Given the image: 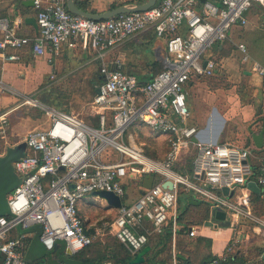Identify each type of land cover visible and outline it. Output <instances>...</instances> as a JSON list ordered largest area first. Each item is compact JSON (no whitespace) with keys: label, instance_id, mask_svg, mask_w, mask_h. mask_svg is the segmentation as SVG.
Here are the masks:
<instances>
[{"label":"built area","instance_id":"obj_1","mask_svg":"<svg viewBox=\"0 0 264 264\" xmlns=\"http://www.w3.org/2000/svg\"><path fill=\"white\" fill-rule=\"evenodd\" d=\"M66 1L35 0L39 27L35 36L22 35L16 25L0 19V49L23 51L31 46L35 55L46 49L59 55L64 46L76 48L88 42L100 61L101 77L100 93L89 103L92 121L17 92L48 119L44 127L27 132L26 154L13 163L23 180L7 197L11 215L0 216L3 264H32L24 257V235L11 236L18 224L22 228L41 225L40 239L49 250L58 240L65 241L73 253L92 244L94 236L86 233L89 226L81 202L91 196L95 204L114 208L106 198L92 196L95 190L122 198L109 227L132 257L148 243L151 233H161L168 224L176 239L180 187L221 208L236 222L251 221L264 236V215L253 211L248 187L255 181L264 189V157L255 167L249 147L202 139L201 130L188 123L185 91L191 76L212 75L216 62L210 59L205 64L203 56L214 44L224 42L234 25H246V13L256 2L264 5V0H157L144 11L103 20L70 12ZM147 29L166 41V52L164 68L143 82L124 70L119 60L110 63L106 57ZM239 47L246 51L245 44ZM6 58L19 60L21 54L9 53ZM139 122L168 137L170 147L164 158L148 154L135 141L130 128ZM109 149L113 152L107 154ZM190 150L189 168L181 171L179 165ZM146 174L155 175L151 188L143 186ZM133 184L139 193L131 199L128 190ZM224 187L229 189L227 194ZM173 254L174 264H179ZM220 259L206 264H220Z\"/></svg>","mask_w":264,"mask_h":264},{"label":"crops","instance_id":"obj_2","mask_svg":"<svg viewBox=\"0 0 264 264\" xmlns=\"http://www.w3.org/2000/svg\"><path fill=\"white\" fill-rule=\"evenodd\" d=\"M23 1L0 0V19H7L9 24L16 25L18 32L22 35L35 36L39 33V27L36 29L26 22V18L28 16L36 18L37 10L35 6L23 4ZM125 1L87 0V3L90 9L95 10V13H100L113 8V5L123 4ZM246 17L248 19L246 25L241 23L234 25L228 38L224 42L214 44L203 56L204 62L210 59L216 62L212 75L191 76L185 86V91L189 112L188 123L201 130V138L206 141L212 138L219 143L249 147L252 151V162L257 167L260 159L264 157V145L262 148L255 146L248 128L252 126L253 131L259 132L264 127V5L254 3L246 13ZM1 36L2 32H0ZM242 43L245 44L246 51L239 47ZM29 47L31 46H26L22 52H19L21 54L19 60L6 58L9 53H18V50L0 49V83L14 90V94H1L0 90V107L5 109L0 113V119L8 116L20 106L18 103L20 95H17V92L36 98L39 90L45 88L47 92L52 91L50 88L56 85L61 87L69 85V88L99 85L101 81L100 61L96 59V53L88 42L76 48L64 46L59 55L52 54L47 49L43 54L35 55L33 51L28 50ZM165 52L166 41L158 38L153 30L147 29L131 36L111 50L107 54L106 61L115 63L119 60L124 70L147 82L164 68ZM43 103L57 107L51 102ZM57 108L63 109L62 107ZM45 119H48L47 115ZM17 142L19 140L8 142L7 145ZM133 187L131 186L133 192L138 194L137 185L133 184ZM260 188V192L250 189V198L252 193L264 196V189ZM135 196L130 195V198ZM93 200L91 196L86 197L81 202L80 208L84 205L87 207L95 205ZM250 205L252 207L251 201ZM178 207L177 203V209ZM192 210L195 212L196 208ZM217 212L216 208L210 206L209 216L203 223L190 225L189 233L192 229V237L200 236L210 239L212 254L222 259L225 258V260L227 259L226 250L230 248V244L242 250L238 253L243 255L245 261L232 260L224 264H261V256H256L258 248L264 251V236L260 229L253 228V223L248 220L236 222L235 218L227 215L224 210L225 218L217 219ZM84 218L89 227H94L88 228L89 234L94 236V241L90 249L83 252L78 251L81 256L93 258L97 252H103L105 244H108L113 237L119 240L108 226V222L95 218L89 219L86 216ZM182 226L179 223V228ZM30 227L24 233L18 231V235H24V257L29 262L32 264L43 261L50 264H81L77 261V253L69 250L65 241L58 240L57 247L49 250L40 239L41 225L36 224ZM155 234L159 233H151V243H147L152 247L150 254L154 251L157 236ZM18 235L15 232L11 233L13 237ZM174 251L177 256L185 254L179 248L177 237L175 240L171 239L168 249L157 258L164 259L166 264H174ZM107 262L112 263L109 260L104 261L103 264ZM0 264H3L1 253Z\"/></svg>","mask_w":264,"mask_h":264},{"label":"trees","instance_id":"obj_3","mask_svg":"<svg viewBox=\"0 0 264 264\" xmlns=\"http://www.w3.org/2000/svg\"><path fill=\"white\" fill-rule=\"evenodd\" d=\"M75 1L79 8L83 9L86 12L95 13V10H92L89 8L87 0H75ZM144 1L145 0H126L124 3H132V2L134 3V2H144ZM214 1H217V0H214ZM115 6L116 5H113V7ZM180 33L181 34L184 33V28L180 29ZM28 50L32 51V48L29 47ZM19 52H22V50H19L18 53ZM96 86H93L92 88L93 97L96 95V91H95ZM58 98L63 99L65 98V95H60ZM40 100L46 103L56 102L57 107L63 106V101L59 99H55L51 101L49 98L48 100L47 98H45L44 100L42 99ZM2 110H3V107H0V111ZM64 110H70V109H64ZM140 127L149 128L144 123L139 122V123H135L130 128V131L135 128H140ZM133 135L135 137L134 133ZM167 142L169 145L168 139H167ZM147 153L155 157L153 153H150V152H147ZM191 156H192V151L190 150L179 165L181 171H184L185 167L189 168V160L191 159ZM253 165L255 166V164ZM251 196H252L251 202H252L253 211L258 215H264V196L257 194V193H252ZM178 206H179L178 207V222L180 223L181 226L182 225L183 226L182 228H179L177 232V242H178L180 250L185 253L184 255L181 254L178 256L179 264H206L210 259L216 258V256L213 255L211 252L210 239L205 238V237H200V236L193 238L192 235L189 233V226L192 224L203 223L204 220H206L209 216L210 205L209 203L202 201L199 198H196V196L193 195L192 192H187L183 188L180 187L179 193H178ZM194 207L196 208L195 212L192 210V208ZM146 224H148V222H146ZM14 232L18 235L17 229H15ZM155 235L157 236L155 237L156 243L154 244V249H153L154 251H152L151 254L148 253L146 255V261L143 264H166L164 259H158L157 257L158 255L163 253L166 249H168L169 243L171 242L172 232H171L170 224H168L167 227H164L161 233L155 234ZM149 242L151 243V236L149 238L148 243ZM58 243L59 242L55 244L54 248L57 247ZM92 244L84 247L82 250H79V251L83 252V251L90 249ZM238 251L242 252V250H239L237 246H235L234 244H230V248L226 250L225 257L227 259L225 260V258L224 259L221 258L220 264H224L225 262L232 261V260H238V261L244 260L245 261V259H243V255L241 253H238ZM263 252H264L263 249L258 248L256 256L257 257L261 256ZM76 253H77L76 255L78 256L77 261L80 262L81 264H103L104 261H109V260L112 261L113 264H128L129 260L132 258V254L129 251V249L120 240L114 237L108 244H105V249L103 250V252L101 251L97 252L96 256H94L93 258H86V257L81 256V254H79L78 252ZM192 255L193 256L195 255V258H192L191 257ZM260 263L264 264V260L260 259Z\"/></svg>","mask_w":264,"mask_h":264},{"label":"rangeland","instance_id":"obj_4","mask_svg":"<svg viewBox=\"0 0 264 264\" xmlns=\"http://www.w3.org/2000/svg\"><path fill=\"white\" fill-rule=\"evenodd\" d=\"M76 76L80 75L76 74ZM60 87V85L51 87L50 90L52 91L48 92L45 90V88L39 90V92L36 94V98H38L39 101H41L40 98L42 100H44L45 98H47L48 100L49 98L51 101L59 99L63 101L62 108L70 109L79 114L85 120L92 121L93 117H90V114H92V112L89 107V103L93 98V86L87 88H69V85L61 88ZM71 89L74 91H72ZM0 90L1 94H14L13 89L8 86H4L1 83ZM60 95H65V98H58ZM19 97L18 103L20 106H18V109L12 111L8 116H3V119H0V153L5 152V147L8 142H14L16 140H19V142L23 141L30 129L45 126L47 122V120L45 119L46 114L40 107L26 104L24 103V99L21 96ZM52 104L56 105V102ZM2 111H0V113H2ZM4 130L5 132H3ZM131 132L135 134V141L138 144L142 145L147 152L153 153L155 157L163 158L167 154L170 145H168L166 136H163L162 134H155L150 128L147 127L135 128L131 130ZM111 151L112 150L109 149L106 153L110 154ZM131 190H128L129 195L135 196L137 192H133V190ZM81 214L84 217L86 216V218H95L106 223L108 222L110 224L113 221L116 213L114 208L95 204L88 207L87 205L82 206ZM191 257L195 258V255H192Z\"/></svg>","mask_w":264,"mask_h":264},{"label":"water","instance_id":"obj_5","mask_svg":"<svg viewBox=\"0 0 264 264\" xmlns=\"http://www.w3.org/2000/svg\"><path fill=\"white\" fill-rule=\"evenodd\" d=\"M202 2L206 0H201ZM157 0H145L144 2H132V3H123L117 5L109 10L100 13H93V12H86L83 9L79 8L76 4L75 0H67V7L70 12L82 15L89 19L94 20H103L111 17L118 16L120 14L131 13L136 11H144L150 7H152ZM35 0H24L23 4L27 6H34ZM26 22L32 24L36 29H38V24L36 18L34 16H28L26 18ZM206 64V62H205ZM96 94L100 93V87H96ZM249 133L252 136L253 142L256 147L262 148L264 145V127L259 131H253L252 126L248 128ZM194 140H196L194 138ZM27 151V142L25 140L17 142L12 145H7L5 152L0 154V216L11 215L7 197L8 195L17 188L22 180L23 177L20 176L14 168V162L23 158ZM155 180L154 174H146L143 178V186L145 188H151ZM164 184L168 185L170 188L173 187V183L171 181H166ZM74 186L71 185V188ZM248 187L256 192H260L261 188L255 181H250ZM224 194H227L229 189L227 187L222 188ZM92 196H100L104 197L108 200L110 205L116 209L122 207V198L118 195L114 194L113 192H109L106 190H95L92 192ZM217 219H224L225 212L220 208L216 213ZM31 227L22 228L21 224L17 225V230L20 233H24L29 230ZM88 228L94 227H86V233L89 234L90 230ZM94 232V230H93ZM69 250L70 248L67 247ZM152 247L150 244H146L139 252H137L130 260L128 264H143L146 261V255L151 251ZM261 258L264 260V252L261 255ZM106 264H112L107 262Z\"/></svg>","mask_w":264,"mask_h":264},{"label":"bare ground","instance_id":"obj_6","mask_svg":"<svg viewBox=\"0 0 264 264\" xmlns=\"http://www.w3.org/2000/svg\"><path fill=\"white\" fill-rule=\"evenodd\" d=\"M102 202H104V203H105V201H104V200H102ZM104 203H103V204H104Z\"/></svg>","mask_w":264,"mask_h":264}]
</instances>
